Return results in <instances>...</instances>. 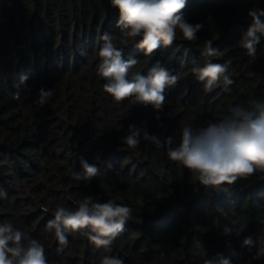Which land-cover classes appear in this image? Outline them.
<instances>
[{"label":"trees","instance_id":"obj_1","mask_svg":"<svg viewBox=\"0 0 264 264\" xmlns=\"http://www.w3.org/2000/svg\"><path fill=\"white\" fill-rule=\"evenodd\" d=\"M253 9L264 10V0H187L185 19L203 25L197 40L177 32L170 47L148 57L136 47L139 38L127 45L115 41L125 60L139 61L130 75H147L159 63L179 76L157 112L130 100L117 103L103 90L101 37L119 35V13L110 0H0V193H6L0 223L40 241L48 264H101L104 256L124 264H204L217 253L227 256L229 244L239 254L232 264H264V257L254 259L264 242V174L205 188L166 149L144 140L130 149L122 142L133 125L179 143L183 127L219 121L229 106L250 97L264 100V37L255 59L239 43ZM209 39L219 54L207 59L227 64L234 81L211 92L191 73L206 62L201 52ZM41 88L52 91L43 106L36 102ZM81 159L100 175L74 180ZM88 196L131 207L130 220L110 251L66 232L68 245L58 253L47 222L58 205L75 210ZM236 218L246 223L239 235ZM249 236L255 246L242 248Z\"/></svg>","mask_w":264,"mask_h":264},{"label":"clouds","instance_id":"obj_2","mask_svg":"<svg viewBox=\"0 0 264 264\" xmlns=\"http://www.w3.org/2000/svg\"><path fill=\"white\" fill-rule=\"evenodd\" d=\"M110 3L119 13L116 23L119 35L116 37L105 33L101 37L103 44L97 53V73L106 81L103 90L117 103L130 100L133 104L150 105L159 112L166 102V89L176 84L179 76L159 63L147 75L139 72L130 75L139 61L136 58L125 60L123 48L118 47L115 41L118 39L121 45H127L129 40L136 41L139 38L136 47L148 57L161 47H170L176 40L177 32L186 41L197 40L196 33L203 25H193L185 19L182 10L187 0H110ZM248 15L252 23L239 43L247 56L255 59L256 46L264 37V10L253 9ZM218 54L219 50L213 47L211 39L204 41L201 55L206 58V62L202 67L191 68L192 75L204 83L207 92H211L221 82L224 87L234 83L227 64L207 59ZM26 79L22 77L21 82ZM51 95V90L41 88L37 104L43 106ZM16 98H21L19 93ZM141 140L166 149L168 158L188 169L205 188L232 185L242 177L253 176L258 172L264 174V100L250 97L244 104L229 106L228 115L219 121H208L205 127H183L179 143H175L173 137L161 140L133 125L129 126V133L122 142L128 148L136 149ZM80 163L82 171L73 173L74 180L91 181L100 175V169L95 165L83 159ZM3 195L6 193H0V196ZM131 215L132 208L129 206L113 200L100 202L88 196L79 202L75 210L58 205L54 218L47 222L46 230L54 231L61 246L57 248L58 253L68 245L66 232L79 233L97 249L110 251ZM232 225L237 235L246 227L241 218L233 219ZM231 231L232 228L224 229L226 234ZM255 244L256 241L249 236L244 238L241 247L252 248ZM228 249L227 256L217 253L212 258H206L204 264H232V259L239 254L230 244ZM261 257H264V242L257 249L254 259ZM0 264H48V259L40 241L27 232L15 229L11 223L3 222L0 223ZM101 264H124V261L104 256Z\"/></svg>","mask_w":264,"mask_h":264}]
</instances>
